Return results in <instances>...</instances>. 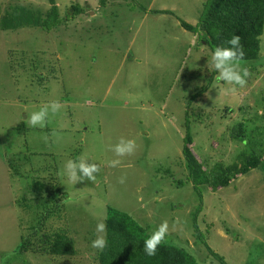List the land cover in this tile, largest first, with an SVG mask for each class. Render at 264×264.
Listing matches in <instances>:
<instances>
[{
	"label": "rangeland",
	"instance_id": "1",
	"mask_svg": "<svg viewBox=\"0 0 264 264\" xmlns=\"http://www.w3.org/2000/svg\"><path fill=\"white\" fill-rule=\"evenodd\" d=\"M208 2L57 0L61 20L50 31L0 27V264H98L100 250L91 243L105 235L96 225L109 208L149 235L167 221L171 243L198 264H220L194 231L199 206L195 225L214 253L227 264H264V169L218 192L202 190V202L185 182L187 117L194 152L208 167L230 166L245 149L264 155V31L257 62H241L250 73L246 85L224 94L207 67L212 51L180 25L195 28ZM14 6L50 9L45 0H0V25ZM52 101L61 107L44 127L27 123ZM239 123L247 136L232 141ZM121 138L135 140L136 149L118 157L112 148ZM81 156L100 171L73 185L63 165ZM33 185L44 191L38 199ZM30 198L60 204L62 220L47 218L38 232L50 237L67 225L73 256L19 254L22 235L32 231L30 211L38 208L21 203Z\"/></svg>",
	"mask_w": 264,
	"mask_h": 264
},
{
	"label": "trees",
	"instance_id": "2",
	"mask_svg": "<svg viewBox=\"0 0 264 264\" xmlns=\"http://www.w3.org/2000/svg\"><path fill=\"white\" fill-rule=\"evenodd\" d=\"M45 1L50 5V9L45 14L31 8L14 6L10 14L1 21V29L4 31H17L27 28H39L50 31L61 19L57 11V0ZM103 5L101 3V6ZM75 12L77 13L78 10H75ZM156 13L168 14L165 11ZM180 25L185 31L193 33L195 36L197 31L199 34L198 40L202 41V45L206 49H210L211 53L216 47H229L230 45L227 44V41L233 35L239 36L240 45L244 53L241 62L255 64L259 58L260 37L264 31V0H209L195 28L185 22H181ZM38 80H40L38 84H41L45 78L40 76ZM209 83L212 82L209 81ZM262 104L264 106V97L262 98ZM230 110L229 108L226 109L227 112H230ZM189 126L190 122L187 117L185 134L182 138L181 154L187 170L185 182L190 184L197 193L199 202H202V190L218 192L227 188L242 176H246L250 171L264 169V155L257 154L253 149L242 151L237 158L238 162L230 166L216 165L208 167L207 163L201 160L194 152V140ZM246 136L247 131L244 123L235 125L230 131V140L232 141H244ZM11 169L15 174L18 172L15 170V165H12ZM57 181L58 179H56ZM185 182L178 181L177 187L185 185ZM35 186L33 185L32 187V193L34 192L38 199L41 192L44 193V191L43 189L35 188ZM51 192L47 193L48 197L50 200H54L56 194L54 196L49 195ZM21 203L38 208L30 211V213L34 212L35 217L32 221V231L26 237L22 235L21 245L18 247L19 254L34 253L55 258L73 256L75 254L74 241L69 236V228L64 223L50 237L48 235H39L40 233L38 232L44 230V223L47 224V218L51 217L57 221L62 220V216H59L58 213L62 214L64 211L59 203L44 202L43 204H38L31 198L23 199ZM59 209L60 211H58ZM40 211L42 213L39 214ZM199 212L200 206L194 214V231L197 233L202 245L209 252L210 257L220 264H227L222 257L214 253L206 245L203 235L198 231L195 219ZM57 221L56 223H58ZM63 222H66V220H63ZM105 225L107 245L103 250L99 251L98 264H198L186 250L171 243L167 235L158 245L154 256L146 255L143 247L144 241L150 236L148 229L137 224L125 213L109 208ZM36 235L38 237H35ZM210 257L208 258L210 259Z\"/></svg>",
	"mask_w": 264,
	"mask_h": 264
},
{
	"label": "clouds",
	"instance_id": "3",
	"mask_svg": "<svg viewBox=\"0 0 264 264\" xmlns=\"http://www.w3.org/2000/svg\"><path fill=\"white\" fill-rule=\"evenodd\" d=\"M229 47H216L213 51L210 60L207 59V67L210 70L216 72L215 89H219L224 94L235 93L237 87H244L247 83V77L249 71L246 67H241V61L243 60L244 53L240 45V37L233 35V37L227 41ZM231 85V87H226ZM60 103L58 101H52L50 104H46L39 110L34 111L28 116L27 123L32 127H44L50 114H56L60 110ZM136 149V142L132 139L121 138L119 142L112 148V151L116 156H124L131 154ZM120 164V161H110L111 167H116ZM15 170L18 171L17 166ZM100 171L99 166L95 163H89L84 156H81L78 160H67L62 169V174L67 178V181L73 185L82 182L87 179L94 181L96 175ZM97 233H105L106 225L101 220L96 225ZM168 233V222H162L155 231L144 241L143 250L146 255L154 256L157 251L158 245L165 239ZM107 245V239L105 235H98L91 243V247L98 250H103Z\"/></svg>",
	"mask_w": 264,
	"mask_h": 264
}]
</instances>
